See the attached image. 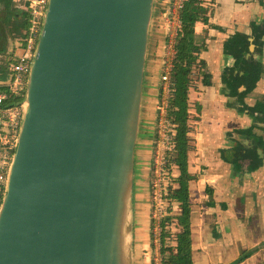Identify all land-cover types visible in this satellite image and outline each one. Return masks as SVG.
<instances>
[{
    "label": "water",
    "instance_id": "obj_1",
    "mask_svg": "<svg viewBox=\"0 0 264 264\" xmlns=\"http://www.w3.org/2000/svg\"><path fill=\"white\" fill-rule=\"evenodd\" d=\"M156 3L49 0L0 205V264H133ZM154 129L153 116L150 162Z\"/></svg>",
    "mask_w": 264,
    "mask_h": 264
},
{
    "label": "crops",
    "instance_id": "obj_2",
    "mask_svg": "<svg viewBox=\"0 0 264 264\" xmlns=\"http://www.w3.org/2000/svg\"><path fill=\"white\" fill-rule=\"evenodd\" d=\"M206 2L205 7L209 6V0ZM165 5L166 0H157L156 13L159 14L162 9L160 13L162 16ZM207 8L209 12L211 8L213 11L209 23L217 26V29L213 30L200 22L195 25L196 33L206 39V47L200 54V59L205 62L206 71L210 72L212 86L203 87L202 94L196 92L197 90L192 92L193 96L198 95L201 98L198 101L190 99L191 104L201 106L199 121L193 122L195 151L188 158L189 172L199 175L197 181L189 183L191 259L193 264H264V167L251 171L237 159L230 164L222 160V153L228 150L227 146H229L224 134L246 124L245 127H248L252 120L236 110L226 109L223 103V91L220 89L218 93L217 87L213 85L216 80L218 81L222 68L223 42L236 31L250 32L249 22L259 25L264 20V7L259 5L258 0H215L211 8ZM155 19L156 26L154 29L153 26L151 27L150 35L152 30L155 33L163 32V22L160 24L157 22L163 20V17ZM18 47H14L10 52H15ZM11 53L7 55L9 62ZM154 53L155 50L150 53V62ZM158 59L159 64L160 54ZM0 60V81L7 82L9 71H3L1 68V64L5 61L1 49ZM260 61L264 65V49ZM151 84L155 86L153 94L149 89ZM146 86V91L143 90L138 140L140 146L136 150V155L138 152L142 158L136 157L135 162L133 264H152L149 260V253L152 252L148 198L151 171L149 146L157 79L153 81L148 76ZM262 95H264V76L252 97L256 99ZM150 102L151 114L145 115ZM197 116L195 113L194 117ZM144 155L148 156L147 159H144ZM173 174L176 176L177 172L174 171ZM207 188L212 190L210 194ZM210 195L212 203H209Z\"/></svg>",
    "mask_w": 264,
    "mask_h": 264
},
{
    "label": "trees",
    "instance_id": "obj_3",
    "mask_svg": "<svg viewBox=\"0 0 264 264\" xmlns=\"http://www.w3.org/2000/svg\"><path fill=\"white\" fill-rule=\"evenodd\" d=\"M6 0H0V3ZM205 0H184L179 14L181 31L175 42V56L171 76L174 81L172 99L167 112L168 119L173 125L174 136L172 148L166 155V166L163 171L161 184V197L164 203L159 220V260L160 264H193L191 259V203L189 183L197 181L199 175L189 172V155L195 151L192 125L199 121L201 106L190 103V94L197 87L194 81L201 79L204 87L210 86L204 71L205 62L200 59V54L206 47V39L195 31L196 23L206 24L208 21L207 7H203ZM210 0L209 3H213ZM247 48V37L238 35L225 44L228 52L235 51L237 46ZM1 61V60H0ZM258 80L257 75L249 79L239 78V84L252 89ZM199 81V80H198ZM255 110L263 114L261 121L264 123V104L257 102ZM193 111V112H192ZM197 117H194V114ZM253 161L250 170L255 171L261 165V159L254 153H246L244 159ZM174 171L177 175L174 176ZM208 193L211 189L207 188ZM211 195L209 203L211 202ZM246 256H244L245 258Z\"/></svg>",
    "mask_w": 264,
    "mask_h": 264
},
{
    "label": "built area",
    "instance_id": "obj_4",
    "mask_svg": "<svg viewBox=\"0 0 264 264\" xmlns=\"http://www.w3.org/2000/svg\"><path fill=\"white\" fill-rule=\"evenodd\" d=\"M49 0H29L26 6L28 28L19 47L11 53L9 79L0 81V205L4 196L7 172L12 160L19 134L23 114V102L26 94L30 67L36 53L43 18ZM184 0H166L163 12V33L165 40L161 44L162 66L158 75L157 103L153 104L155 117L154 146L150 162V204H151V246L154 250L152 264L159 260V220L164 203L161 197L163 171L166 155L172 148L173 125L167 112L172 99L174 81L171 76L175 56V42L181 31L179 14Z\"/></svg>",
    "mask_w": 264,
    "mask_h": 264
},
{
    "label": "flooded vegetation",
    "instance_id": "obj_5",
    "mask_svg": "<svg viewBox=\"0 0 264 264\" xmlns=\"http://www.w3.org/2000/svg\"><path fill=\"white\" fill-rule=\"evenodd\" d=\"M28 2L29 0H6L0 3V49L2 58H5L4 63L8 64V69L10 63L7 61V55L11 53L10 51L15 45L20 44V40L24 37L28 28L27 18L23 19L19 12L11 7V3L21 4L20 9L26 15V6ZM258 3L260 6L264 7V0H258ZM212 4H214V2L209 3V6H212ZM212 16L213 11L211 8L208 13L207 23L202 24L216 30L217 26L210 25L209 23V19L212 18ZM248 27L250 32L241 33L236 31L230 38L223 42L221 48L223 60L221 63L222 68L220 69L218 81L216 80L213 85L217 87L218 93L220 89L223 91L222 97L226 109L236 110L239 114L252 120L250 126L245 127L247 126L246 124L243 127L234 128L224 134L225 141L229 143V146H227L228 150H224L222 153V160L224 162L230 164L233 160L236 161L237 159L243 166H246L247 170H250V164L253 163V161L251 158L247 160L244 159V156L248 152L254 153L261 159L259 168L264 167V123L261 121L263 114L255 110L257 102L264 104V95L256 99L254 96L252 97L254 90L258 87L264 76V65L260 61L264 49V20L259 25L254 22H249ZM238 35L247 37L249 45L247 48L239 45L235 51L228 52L225 49V44ZM251 46L253 47L252 52H250ZM203 72L206 73L207 80H209L211 84L206 87H211V76H209L205 68ZM253 75H257L258 80L252 89H249L243 84H239V78L250 80ZM242 136H246L247 139H243ZM228 159H230V161Z\"/></svg>",
    "mask_w": 264,
    "mask_h": 264
},
{
    "label": "rangeland",
    "instance_id": "obj_6",
    "mask_svg": "<svg viewBox=\"0 0 264 264\" xmlns=\"http://www.w3.org/2000/svg\"><path fill=\"white\" fill-rule=\"evenodd\" d=\"M205 3H207L206 2V0L204 1V5H203V7H205L206 5H205ZM11 7L14 9H16L18 12H19V14H20V16L23 18V19H26L27 18V16L24 14V12L20 9V7H21V4H18V3H15V4H13V3H11ZM164 7V6H163ZM207 7H210V6H207ZM162 12V9L159 11V14H158V12L156 13V10H155V15H154V18H153V21H152V25H151V27L153 26V29L155 28V26H156V17H158V18H161L162 16L160 15V13ZM0 16H1V9H0ZM28 21V20H27ZM159 24H160V22H163V20L162 19H160V20H158L157 21ZM157 23V25L159 26V24ZM153 35H156V36H153ZM151 37V40H150V45H149V50H148V57H147V66H146V74H145V87H144V91H146V85H147V78H148V76H150L152 79H153V81L154 80H156V79H158V75L160 74V68H159V64L157 63L158 61H159V59H158V56H159V54H160V49H161V44H162V37H163V32L162 31H158V33H155V31H151V35H150ZM19 46V44H17V45H15L14 47H18ZM155 50V53H154V57H152V61L150 62V53H151V51H154ZM154 61V62H153ZM150 62V70H149V67H148V63ZM10 64H11V61L9 62ZM1 68L3 69V71H7L8 70V64H6V63H2L1 64ZM150 71V72H149ZM210 72L208 71V74H209ZM199 80V81H198ZM197 81H194L195 83H194V85L196 86V87H198V89H197V91L196 92H198V93H203V85H202V82H201V79H198ZM149 89H150V91H151V94H153L154 93V91H155V86H154V84H151V87H149ZM193 91H195L194 89L191 91V95H190V99H191V101H198L199 99H201L198 95L197 96H193L192 95V92ZM194 104V103H193ZM151 105H152V103L150 102L149 103V106H148V108L146 109V114L145 115H149V114H151ZM143 113H144V111H143ZM194 122V121H193ZM193 122H192V125H193ZM194 133V132H193ZM193 137V136H192ZM139 138H140V136H139ZM194 145H195V141H194ZM140 146V143H138V146H137V148ZM193 153V152H192ZM136 157L138 158V159H140V157L142 158V155H140L138 152H137V155H136ZM144 157V159H147V155H144L143 156ZM143 173L145 174L146 173V171H145V169H144V171H143ZM136 174H137V172H136ZM149 198V197H148ZM153 254H154V250H152V252L151 253H149V260L152 262V257H153Z\"/></svg>",
    "mask_w": 264,
    "mask_h": 264
},
{
    "label": "bare ground",
    "instance_id": "obj_7",
    "mask_svg": "<svg viewBox=\"0 0 264 264\" xmlns=\"http://www.w3.org/2000/svg\"><path fill=\"white\" fill-rule=\"evenodd\" d=\"M149 194H150V181H149V190H148ZM149 202H150V199H149Z\"/></svg>",
    "mask_w": 264,
    "mask_h": 264
}]
</instances>
